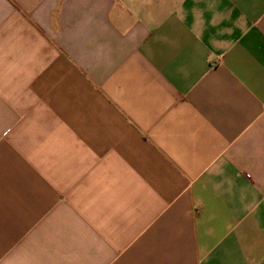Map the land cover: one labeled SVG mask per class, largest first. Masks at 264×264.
<instances>
[{
	"label": "crops",
	"instance_id": "0c3cea01",
	"mask_svg": "<svg viewBox=\"0 0 264 264\" xmlns=\"http://www.w3.org/2000/svg\"><path fill=\"white\" fill-rule=\"evenodd\" d=\"M0 264H264V0H0Z\"/></svg>",
	"mask_w": 264,
	"mask_h": 264
}]
</instances>
